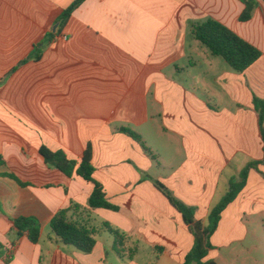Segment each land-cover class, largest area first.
Instances as JSON below:
<instances>
[{"label":"crops","instance_id":"obj_1","mask_svg":"<svg viewBox=\"0 0 264 264\" xmlns=\"http://www.w3.org/2000/svg\"><path fill=\"white\" fill-rule=\"evenodd\" d=\"M74 1L0 0V264H184L195 237L154 180L206 223L231 179L263 159L254 98H264V0L248 21L242 0H85L61 25ZM208 18L262 56L233 70L192 33ZM89 144L94 178L118 210L89 207L94 184L40 153L46 146L80 162ZM72 204L80 207L69 218L95 230L91 253L51 229ZM20 216L39 220L38 243L18 235ZM105 222L127 235L122 255ZM258 241L264 165L223 212L205 260L260 264Z\"/></svg>","mask_w":264,"mask_h":264},{"label":"trees","instance_id":"obj_2","mask_svg":"<svg viewBox=\"0 0 264 264\" xmlns=\"http://www.w3.org/2000/svg\"><path fill=\"white\" fill-rule=\"evenodd\" d=\"M84 1L75 0L62 12L61 25L66 23L73 11ZM242 1L246 4V8L240 19L241 21H248L252 18L258 4L256 0ZM192 33L213 55L222 57L233 70L239 73L244 72L262 56V52L257 47L213 18H208L202 22H194L192 24ZM254 105L258 114L261 137L264 142V98L255 97ZM121 131L143 144L141 137L133 131L124 127L121 128ZM40 153L49 167L58 169L70 177L76 172L86 181L94 184V190L88 200L89 207L119 209L118 206L107 199L104 186L94 178L95 168L92 163V146L90 144L87 146L80 162L69 159L63 150L53 151L46 146L40 148ZM5 163L3 156L0 155V166L5 165ZM260 165H264V157L261 160L249 162L237 177L231 179L228 192L212 208L206 223L196 218V207L187 205L178 199L165 184L154 180L157 188L167 196L171 204L182 214L185 223L195 237L194 246L187 254L184 264H217L215 261L205 260L209 250L213 247L211 238L219 227L223 212L236 200L246 186L250 170L253 168L259 169ZM4 175L14 179L21 186L29 185V183L22 181L14 173H5ZM146 177L150 178V176ZM79 207L78 204H72L69 208L58 211L51 221V229L63 243L72 245L82 252L91 253L97 243L94 236L95 230L86 227L80 222L71 220L68 215L71 210L79 209ZM2 211L0 205V212ZM13 222L19 236L26 233L32 243L36 244L39 242L42 225L36 217L20 216L14 218ZM104 227L114 235V250L122 255L127 235L114 228L108 222L104 223ZM4 250L5 245L0 241V255H2ZM134 254L135 251L132 250L130 256L133 257ZM11 258L12 256L7 261H10Z\"/></svg>","mask_w":264,"mask_h":264},{"label":"rangeland","instance_id":"obj_3","mask_svg":"<svg viewBox=\"0 0 264 264\" xmlns=\"http://www.w3.org/2000/svg\"><path fill=\"white\" fill-rule=\"evenodd\" d=\"M258 248L256 249L257 258L260 260V264L264 263V241L257 242Z\"/></svg>","mask_w":264,"mask_h":264},{"label":"water","instance_id":"obj_4","mask_svg":"<svg viewBox=\"0 0 264 264\" xmlns=\"http://www.w3.org/2000/svg\"><path fill=\"white\" fill-rule=\"evenodd\" d=\"M57 27H58V25H56V28H57ZM56 28H55V29H56Z\"/></svg>","mask_w":264,"mask_h":264}]
</instances>
